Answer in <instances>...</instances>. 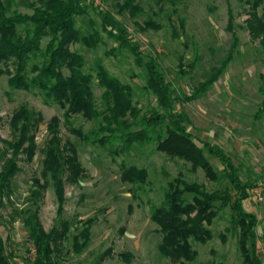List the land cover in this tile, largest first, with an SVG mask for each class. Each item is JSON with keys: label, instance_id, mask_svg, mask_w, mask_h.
Listing matches in <instances>:
<instances>
[{"label": "rangeland", "instance_id": "374dc122", "mask_svg": "<svg viewBox=\"0 0 264 264\" xmlns=\"http://www.w3.org/2000/svg\"><path fill=\"white\" fill-rule=\"evenodd\" d=\"M124 0H90L93 5L85 16L77 18L82 31L100 25L97 9L110 11L126 27L128 36L138 44L143 61L152 58L164 71L171 84L175 110L188 118L187 128L195 143L218 146L238 166L239 175L255 182L243 200L246 211L258 216L255 228L258 253L264 263V51L259 39H252L245 20L250 3L247 0H180L176 5L159 0H135L140 11L118 14ZM37 0H14L13 8L30 14L31 3ZM97 7V9H96ZM235 32V33H233ZM234 34L237 37L235 42ZM105 44L86 49L82 43L71 45L86 58V67L96 62L134 90V102L147 114L158 108L153 94L144 90V68L135 56L118 50L107 55L117 44L105 37ZM229 61L217 81L198 98L185 100L206 80L213 67ZM8 75L0 74V146L9 139V121L13 111L22 104L42 115L36 132L38 147L47 137V124L59 119L62 143L71 142L77 149L85 176L76 185L66 184L62 217L57 214V200L51 184L39 200V218L45 230H50L65 218L69 221L93 219L90 241L76 254L69 243L64 248L66 264H182L160 254L158 244L162 233L152 220L154 206L161 203L170 181L182 177L198 182L208 190L220 188L202 168H194L184 159L162 152L156 144H135L127 153H111L110 149L83 142L71 129L87 132L94 121L81 115H71L69 122L64 109L57 104H45L37 90L12 89ZM102 89L94 85L95 98L100 101ZM160 111H163L160 109ZM117 142L115 146H117ZM209 161L219 170L224 168L218 157L205 150ZM42 154L38 150L30 162L20 161L21 171L13 181V193L4 199L0 232L7 254L13 253L11 264H31L33 249L21 219V211L30 204V187L34 176L41 177ZM135 165L147 171L143 184L131 183L121 177L122 166ZM229 209L220 212L212 225L213 236L206 243L192 242L196 258L187 264L224 262L241 263L238 231L229 228ZM75 223L70 234L76 233ZM225 237V239L223 238ZM27 249H31L30 254ZM102 258V259H101Z\"/></svg>", "mask_w": 264, "mask_h": 264}, {"label": "trees", "instance_id": "16d2710c", "mask_svg": "<svg viewBox=\"0 0 264 264\" xmlns=\"http://www.w3.org/2000/svg\"><path fill=\"white\" fill-rule=\"evenodd\" d=\"M160 1L176 5L180 0ZM247 2L250 5L246 29L252 39L260 40L264 51V0ZM13 4L14 0H0V74L9 76L8 84L12 89L37 90L45 104H57L64 109L63 115L68 122L71 115L94 121L95 125L87 132L71 129L85 143L108 148L111 153H127L135 144L154 142L158 150L184 159L194 168H202L208 179L221 186L208 190L203 184L188 182L182 177L168 183L163 200L153 207L151 214L162 233L158 244L160 254L184 260L182 264L194 261L197 252L191 243L204 244L210 240L213 220L228 208L230 226L225 230L239 232L238 248L243 258L241 263L231 264H264L258 253L255 230L258 216L243 206L248 189L255 182L244 180L238 166L218 146L207 142L201 147L195 143L186 125L188 118L175 110L171 84L164 71L152 58L143 61L138 44L128 36L125 25L110 11L96 7L101 20L99 27L92 22V28L83 32L77 18L87 15L93 5L90 0H37L30 4V14L17 11ZM117 7L119 15H125L126 11L135 15L141 10L135 0H124ZM105 37L117 44L107 55H115L118 50L128 51L135 56L137 64L143 66V88L155 96L158 108L143 114L134 102V90L129 83L123 82L100 62L87 68L85 56L71 48L79 42L86 49H96L105 44ZM233 37L236 42L235 34ZM228 61L229 56L219 67H213L197 89L183 94L184 99L198 98L217 81ZM95 84L102 89L100 101L95 98ZM261 91L264 94V89ZM42 118L41 113L25 104L12 113L10 137L0 146V225L4 199L13 193L14 178L21 171L20 161L30 162L39 150L41 177L32 178L30 204L20 214L33 249L31 264H66L64 248L69 243L74 253L82 252L90 241L93 219L69 221L63 218L50 230L44 229L38 214L41 192L51 184L57 200V214L62 217L66 184H78L85 172L76 147L69 141L62 143L57 117L47 124V137L43 146L38 147L36 132ZM205 150L218 157L224 166L222 170L213 166ZM121 177L143 184L147 171L135 165H123ZM75 223H80L81 227L70 234ZM31 249L26 248V251L30 254ZM12 254H7L0 232V264H11Z\"/></svg>", "mask_w": 264, "mask_h": 264}]
</instances>
